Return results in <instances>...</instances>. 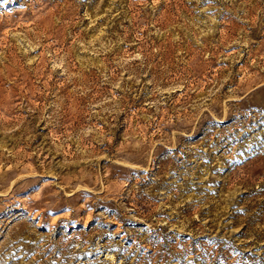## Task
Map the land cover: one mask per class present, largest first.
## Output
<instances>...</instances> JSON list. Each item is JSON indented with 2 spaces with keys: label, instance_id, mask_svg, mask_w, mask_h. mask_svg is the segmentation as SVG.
<instances>
[{
  "label": "rangeland",
  "instance_id": "374dc122",
  "mask_svg": "<svg viewBox=\"0 0 264 264\" xmlns=\"http://www.w3.org/2000/svg\"><path fill=\"white\" fill-rule=\"evenodd\" d=\"M0 264H264V0H0Z\"/></svg>",
  "mask_w": 264,
  "mask_h": 264
}]
</instances>
